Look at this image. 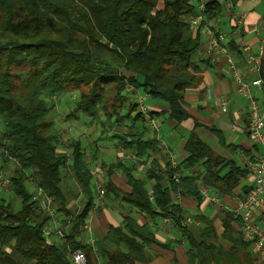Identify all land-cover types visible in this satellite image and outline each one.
<instances>
[{
  "label": "trees",
  "instance_id": "16d2710c",
  "mask_svg": "<svg viewBox=\"0 0 264 264\" xmlns=\"http://www.w3.org/2000/svg\"><path fill=\"white\" fill-rule=\"evenodd\" d=\"M222 1L234 5L238 0ZM205 7L206 20L221 14L218 0H205ZM192 13L191 0H0V155L4 162L16 161L10 192L20 201L15 210L0 198V264H72L68 251L76 249L84 252L88 264H148L154 233L130 213L92 245L81 239L94 202L91 171L79 142L72 144L69 156L57 148L42 96L77 91L75 111L92 119L102 114L117 125L125 119L143 124L145 116L130 101V91L135 90L162 101L168 109L162 114L149 111V116L165 115L166 121L179 124L189 117L183 96L200 79L193 58L200 47L198 33L192 37L185 21ZM260 77L264 84V61ZM111 135L139 162L157 146L155 139H144L142 133L121 130ZM183 148L187 155L177 167L181 183L170 179L169 163L168 179L152 164L146 170V178L154 180L149 198L144 181L126 167L131 190L121 192L109 182L106 195L120 194L136 212L169 217L180 226L184 212L173 195L200 203L197 179L223 195L247 175L245 167L216 155L194 129L187 133ZM65 164L84 196L78 210L63 190ZM182 164L189 172L180 169ZM195 167L196 171L190 170ZM29 177L52 198L65 242H45L42 228L49 218L32 202L26 186ZM247 191L243 189L244 194ZM200 219L205 226L199 236L187 235L191 264H229L235 246L248 255L249 245L231 236L230 216L223 219L224 235L234 245L230 249L217 243L211 222Z\"/></svg>",
  "mask_w": 264,
  "mask_h": 264
},
{
  "label": "crops",
  "instance_id": "0c3cea01",
  "mask_svg": "<svg viewBox=\"0 0 264 264\" xmlns=\"http://www.w3.org/2000/svg\"><path fill=\"white\" fill-rule=\"evenodd\" d=\"M218 1L222 5L221 14L217 18L208 21L213 23L218 19L219 28L226 33L227 45L240 72L246 74L248 79L256 76L260 77L261 66L258 72L252 71L250 65L244 59L242 50L247 48L251 53L260 54L261 63L264 61V0H238L234 5L231 2ZM238 18H240L239 22ZM195 34L191 32L192 37ZM198 37L200 47L193 58L198 61L200 79L183 96L185 109L189 117L177 125L166 121L164 119L165 115L154 117L160 127L158 135L146 121L139 124L138 121L131 123L128 119H125L127 124L124 132L129 134L142 133L144 139H155L156 141L161 139L170 149L171 155L178 161L179 165L187 155L183 148L186 135L194 129L198 138L216 155L233 162L240 168H244L245 160L255 157L260 150L259 145L251 143L248 139L246 98L235 93L231 74L223 58H219L215 62L199 59V52L204 38L200 33H198ZM239 42H242V46H239ZM252 94L256 99L261 100L264 96V86L261 89L253 87ZM139 96L144 98L143 103L149 111L155 114L168 111L162 101L148 99L140 92L131 90L130 101L137 103L138 112ZM221 97L227 100V112L225 113L220 110L218 105V100ZM213 130L219 132L222 140ZM96 146L101 148L104 145L100 143ZM114 146L116 150L109 153L102 149L97 153L96 158L95 153L97 150L94 149L91 156L94 158L90 161L85 160L91 175L93 171L104 168L106 172L101 174L104 185L110 182L116 190L129 192L131 188L123 171V168L127 167L132 168L131 172L136 178L144 181L145 189L149 191L154 184V180L146 178V170L152 164H155L161 174L166 172L165 165L169 163V157L159 147L158 141L155 149L149 151L148 157L142 159V162L132 160V152L122 147L118 142ZM83 153L84 158H86L85 149ZM180 169L188 171L185 164H182ZM197 169L198 167H195L190 170L196 171ZM92 181L93 175L91 187L94 193ZM197 181L201 182L200 179H197ZM250 184L251 178L247 174L241 179L240 184L228 194L221 195L209 188L210 195L216 196L222 207L227 208L226 210L218 205L206 202L202 197L199 203L192 197H183L179 194L173 195V201L178 203L184 212L183 217L192 218L193 221L189 224L184 223V218L181 225L178 226L169 217H149L144 212L138 213L122 202L120 194L114 195L112 193L106 195L103 204L98 207L96 212L91 214L90 209L85 223L92 227L95 242L97 237L107 232L109 226L120 225L123 217L130 213L135 217L137 223L148 225L154 233L156 242L148 246V264H191L187 235L199 236L200 231L205 226L200 217L211 222L217 243L224 249H230L234 246L232 241L224 235L223 219L226 216L231 217L232 238L240 239L241 242L246 243L237 233V222L233 219L232 212L238 209L241 196L244 194L243 189H249ZM254 215L256 223L264 229V207L256 209ZM85 238L86 234L83 231L81 239L84 242ZM53 240L54 242L57 241L56 237H53ZM235 248V255L229 264H264V258L253 257L249 249H247V257L240 246H235ZM209 264L225 263L220 261L218 263L210 262Z\"/></svg>",
  "mask_w": 264,
  "mask_h": 264
},
{
  "label": "built area",
  "instance_id": "2783aa9c",
  "mask_svg": "<svg viewBox=\"0 0 264 264\" xmlns=\"http://www.w3.org/2000/svg\"><path fill=\"white\" fill-rule=\"evenodd\" d=\"M194 4V13L189 15L185 21L189 31L200 33L204 42L199 52L200 60H209L215 62L219 58H223L225 65L231 74V81L236 94L246 98L247 110V134L251 143L257 144L260 147L258 154L255 157L248 158L244 162V167L247 174L251 178V184L248 191L241 196L239 207L232 212L233 219L237 222V233L243 241L248 243L250 254L256 258H264V229L261 228L255 221L254 211L264 207V96L261 100L255 98L252 94V88H263L264 84L259 76L248 79L246 74H243L238 69L231 51L227 45L226 33L219 28L218 19L213 23L206 20L204 12L206 10L205 0H191ZM240 18H238V22ZM242 46V42H239ZM245 61L250 65L252 71L258 72L261 66L260 54L251 53L247 48L242 50ZM54 98V96H52ZM144 98L138 97V109L145 116V121L150 125L157 135L160 132V127L154 117L149 116V110L143 103ZM219 108L222 112H227V100L224 97L218 100ZM2 123L0 122V130ZM159 147L168 155L170 164V179L175 183H181L182 172L177 169L178 161L171 155L170 149L164 141L157 139ZM1 148V146H0ZM131 159L135 162L138 159L132 155ZM106 171L104 168L97 169L92 172L94 186V202L91 208V214L96 212L101 206L106 197L105 185L102 180V173ZM165 179H168L166 172L162 173ZM28 183L34 188L32 192V202L36 209L44 216L49 218V223L42 228V234L45 242L49 245L53 244V237H56L57 242H65L64 232L59 222V215L55 206L52 204V198L46 195L43 190L36 185L31 177L28 178ZM197 190L201 197L212 205L222 207L219 199L210 195L209 188L197 181ZM11 189L10 179L0 171V191L7 192ZM151 198L150 191L148 192ZM224 208V206L222 207ZM227 209L226 207L224 208ZM193 220L191 217H185L184 223L189 224ZM83 231L86 234L85 243L93 244V230L89 224H84ZM68 258L72 264H88L86 255L83 251L76 249L68 251Z\"/></svg>",
  "mask_w": 264,
  "mask_h": 264
},
{
  "label": "rangeland",
  "instance_id": "374dc122",
  "mask_svg": "<svg viewBox=\"0 0 264 264\" xmlns=\"http://www.w3.org/2000/svg\"><path fill=\"white\" fill-rule=\"evenodd\" d=\"M194 56L195 54L193 57ZM77 97V91L56 94L54 98L49 95L42 96L44 104L48 109L47 119L51 123L49 134L52 133V135H54V142L57 144V148L64 151L67 156H69L72 144L78 141L82 150L84 151L85 149L86 161H90L94 158L91 157L94 149L97 150L95 158L97 157V153L102 149H105L109 153L116 150L114 144L117 140L110 138L111 134L124 130L127 122L124 120L122 125H117L113 123V120H107L102 114L99 119H92L86 114L75 111ZM145 97L150 99L148 96ZM121 114H124V111H121ZM134 114L135 113L132 115ZM138 123L142 124L139 121ZM100 143L104 145L101 148L96 146V144L100 145ZM69 163L70 161L67 162V164ZM67 164H65L62 169V186L63 190L70 198V205L74 210H78L83 203L84 196L81 194L73 173ZM16 166L17 164L14 159L11 158L4 162L0 155V171L4 172L8 178L14 175ZM26 186L30 193L34 191V188L28 181H26ZM0 198L10 203L15 210L19 208V199L14 197L10 191H0Z\"/></svg>",
  "mask_w": 264,
  "mask_h": 264
}]
</instances>
